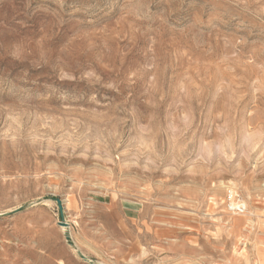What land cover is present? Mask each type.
<instances>
[{
  "label": "rangeland",
  "instance_id": "374dc122",
  "mask_svg": "<svg viewBox=\"0 0 264 264\" xmlns=\"http://www.w3.org/2000/svg\"><path fill=\"white\" fill-rule=\"evenodd\" d=\"M0 264H264V0H0Z\"/></svg>",
  "mask_w": 264,
  "mask_h": 264
},
{
  "label": "water",
  "instance_id": "95a60500",
  "mask_svg": "<svg viewBox=\"0 0 264 264\" xmlns=\"http://www.w3.org/2000/svg\"><path fill=\"white\" fill-rule=\"evenodd\" d=\"M57 205H58V209L60 210V214H61V218L63 220V216H62V208H61V204H60V201L57 200L56 201ZM78 255L81 256L85 261L89 262L88 259H86L80 252H78Z\"/></svg>",
  "mask_w": 264,
  "mask_h": 264
},
{
  "label": "built area",
  "instance_id": "2783aa9c",
  "mask_svg": "<svg viewBox=\"0 0 264 264\" xmlns=\"http://www.w3.org/2000/svg\"><path fill=\"white\" fill-rule=\"evenodd\" d=\"M232 197H233V196L230 195V196H229V200H231ZM230 210H231V211H232V210L241 211V208H235V209H234V208L231 207Z\"/></svg>",
  "mask_w": 264,
  "mask_h": 264
},
{
  "label": "bare ground",
  "instance_id": "6f19581e",
  "mask_svg": "<svg viewBox=\"0 0 264 264\" xmlns=\"http://www.w3.org/2000/svg\"><path fill=\"white\" fill-rule=\"evenodd\" d=\"M238 202V201H237Z\"/></svg>",
  "mask_w": 264,
  "mask_h": 264
}]
</instances>
